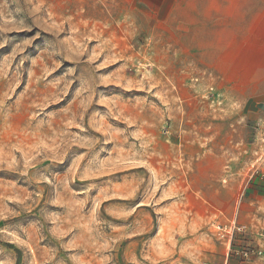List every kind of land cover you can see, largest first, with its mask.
Segmentation results:
<instances>
[{
  "label": "rangeland",
  "instance_id": "1",
  "mask_svg": "<svg viewBox=\"0 0 264 264\" xmlns=\"http://www.w3.org/2000/svg\"><path fill=\"white\" fill-rule=\"evenodd\" d=\"M202 29L196 0H0V264H264V74Z\"/></svg>",
  "mask_w": 264,
  "mask_h": 264
},
{
  "label": "crops",
  "instance_id": "2",
  "mask_svg": "<svg viewBox=\"0 0 264 264\" xmlns=\"http://www.w3.org/2000/svg\"><path fill=\"white\" fill-rule=\"evenodd\" d=\"M196 8L223 72L264 74V0H196Z\"/></svg>",
  "mask_w": 264,
  "mask_h": 264
},
{
  "label": "built area",
  "instance_id": "3",
  "mask_svg": "<svg viewBox=\"0 0 264 264\" xmlns=\"http://www.w3.org/2000/svg\"><path fill=\"white\" fill-rule=\"evenodd\" d=\"M235 230L243 231V230H241V228H237L235 225L233 226V229H231V227H230L229 231L224 229V231L227 232V236L229 237V239L231 241L233 240V236H234ZM260 253L263 254V252H260ZM243 255L245 257H249L250 252H248V251L243 252ZM209 264H217V263H209ZM224 264H228V263H224Z\"/></svg>",
  "mask_w": 264,
  "mask_h": 264
}]
</instances>
